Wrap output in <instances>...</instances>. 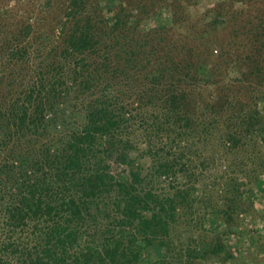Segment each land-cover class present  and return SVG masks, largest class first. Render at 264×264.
<instances>
[{
	"label": "trees",
	"instance_id": "trees-1",
	"mask_svg": "<svg viewBox=\"0 0 264 264\" xmlns=\"http://www.w3.org/2000/svg\"><path fill=\"white\" fill-rule=\"evenodd\" d=\"M86 1L0 21V264L230 262L220 225L172 234L194 199L184 144L264 147V10L235 45L216 37L231 3L193 19L179 0Z\"/></svg>",
	"mask_w": 264,
	"mask_h": 264
},
{
	"label": "rangeland",
	"instance_id": "rangeland-1",
	"mask_svg": "<svg viewBox=\"0 0 264 264\" xmlns=\"http://www.w3.org/2000/svg\"><path fill=\"white\" fill-rule=\"evenodd\" d=\"M103 1L87 0L86 3L88 6H94ZM123 1L135 5L151 4V0ZM156 2L159 3V0ZM179 2L193 19H199L201 14L203 16L206 7L214 3H218L220 7L231 3V10L235 16L224 24L223 29L220 28L216 37L232 36L235 45L239 44L244 18L264 10V0H179ZM67 3L68 0H0V21L6 26L12 20V15L18 14L16 18L21 15L25 19L33 20L47 17L46 23L57 22L61 19L60 15L66 11ZM4 7L11 8L4 13L2 11ZM147 23L151 24V21L148 20ZM4 29L7 30L6 27ZM233 75H237L235 70L222 68L223 78H230ZM219 137L220 131H212L207 141L184 144L188 149L186 155H183V160L189 164L191 170L189 174L194 173L195 176L186 175L181 179V183L192 181L194 199L189 207L184 206L172 234L179 235L185 230H192L198 234L205 232L201 229L210 231L220 225L222 237L230 245L232 259L230 262L222 263L219 259L213 258L205 264H264V167H261V164H264V147L260 148V153L256 152V148H259L257 143L254 144V148L247 147L258 154L249 158L244 154L243 147L228 151ZM137 138L141 150H145L146 145L151 142L144 127L140 128ZM134 155H137V162L144 164L145 167L149 165L151 158L148 155L140 151ZM117 170L121 172L123 169L119 167ZM174 185L175 182H172L171 186ZM228 214L230 218L226 217ZM181 241L185 246L186 239L182 237ZM175 247L171 251V256L177 254L183 257L182 247L179 244Z\"/></svg>",
	"mask_w": 264,
	"mask_h": 264
}]
</instances>
